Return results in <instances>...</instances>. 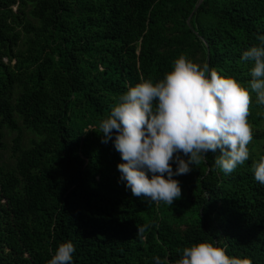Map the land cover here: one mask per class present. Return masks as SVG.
Instances as JSON below:
<instances>
[{
	"label": "trees",
	"instance_id": "16d2710c",
	"mask_svg": "<svg viewBox=\"0 0 264 264\" xmlns=\"http://www.w3.org/2000/svg\"><path fill=\"white\" fill-rule=\"evenodd\" d=\"M200 1L0 0V264H48L67 241L73 264H178L202 241L264 264L255 94L249 160L225 175L209 152L174 177L182 196L172 206L126 189L120 153L97 126L130 86L162 79L181 55L248 85L242 55L264 36V0H204L195 12ZM20 122L35 135L29 146ZM7 131L18 134L12 161L1 155Z\"/></svg>",
	"mask_w": 264,
	"mask_h": 264
},
{
	"label": "clouds",
	"instance_id": "9594fccd",
	"mask_svg": "<svg viewBox=\"0 0 264 264\" xmlns=\"http://www.w3.org/2000/svg\"><path fill=\"white\" fill-rule=\"evenodd\" d=\"M259 39V45L242 55L252 65L247 86L181 55L162 79L130 86L98 123L101 142L112 141L120 153V180L133 196L172 206L182 196L180 181L174 177L206 162L209 152L219 151L215 164L225 175L249 160L253 133L247 118L252 95L264 105V36ZM97 126L90 125L86 132H97ZM253 171L254 179L264 185V157ZM144 231L141 227L138 233ZM75 251L72 241L61 243L48 264H73ZM154 261L164 264L159 256ZM178 264L241 262L224 248L202 241L185 247Z\"/></svg>",
	"mask_w": 264,
	"mask_h": 264
},
{
	"label": "rangeland",
	"instance_id": "374dc122",
	"mask_svg": "<svg viewBox=\"0 0 264 264\" xmlns=\"http://www.w3.org/2000/svg\"><path fill=\"white\" fill-rule=\"evenodd\" d=\"M20 125L23 129H25L24 144L25 146H29L31 144V141L35 138V135L31 131L27 130L21 122H20ZM17 136H18L17 133L7 131L6 138H5L6 149L1 151L3 161L13 160V155H14V150H15L14 141L17 138Z\"/></svg>",
	"mask_w": 264,
	"mask_h": 264
},
{
	"label": "water",
	"instance_id": "95a60500",
	"mask_svg": "<svg viewBox=\"0 0 264 264\" xmlns=\"http://www.w3.org/2000/svg\"><path fill=\"white\" fill-rule=\"evenodd\" d=\"M203 1H204V0H201V1H200L199 5H198V6L196 7V9H195V12L198 10L199 6L202 4Z\"/></svg>",
	"mask_w": 264,
	"mask_h": 264
}]
</instances>
